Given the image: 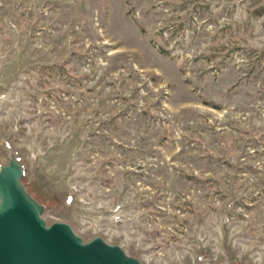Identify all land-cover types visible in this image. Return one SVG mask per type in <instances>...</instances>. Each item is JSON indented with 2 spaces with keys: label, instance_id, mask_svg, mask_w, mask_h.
Masks as SVG:
<instances>
[{
  "label": "rangeland",
  "instance_id": "obj_1",
  "mask_svg": "<svg viewBox=\"0 0 264 264\" xmlns=\"http://www.w3.org/2000/svg\"><path fill=\"white\" fill-rule=\"evenodd\" d=\"M5 145L88 239L264 264V0H0Z\"/></svg>",
  "mask_w": 264,
  "mask_h": 264
},
{
  "label": "water",
  "instance_id": "obj_2",
  "mask_svg": "<svg viewBox=\"0 0 264 264\" xmlns=\"http://www.w3.org/2000/svg\"><path fill=\"white\" fill-rule=\"evenodd\" d=\"M0 162V264H144L102 236L88 239L67 222L48 219L49 203L28 180L26 166L12 146ZM199 264H213L210 255ZM190 264V263H185ZM217 264H245L220 261Z\"/></svg>",
  "mask_w": 264,
  "mask_h": 264
}]
</instances>
